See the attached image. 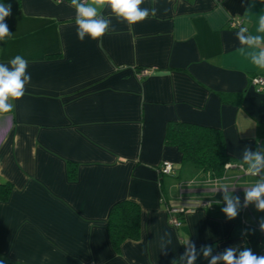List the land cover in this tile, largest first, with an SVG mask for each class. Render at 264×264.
Segmentation results:
<instances>
[{
	"label": "crops",
	"instance_id": "0c3cea01",
	"mask_svg": "<svg viewBox=\"0 0 264 264\" xmlns=\"http://www.w3.org/2000/svg\"><path fill=\"white\" fill-rule=\"evenodd\" d=\"M0 2L11 5L5 22L13 34L0 41V63L20 55L31 75L13 112L0 115L13 117L0 140V184H13L0 201L5 264H172L189 237L197 251L213 246V255L246 245L247 228L226 218L215 189L234 186L243 207L244 187L257 179L241 166L246 147L264 149V91L251 84L264 70L238 51L240 27L232 22L257 34L264 0H145L155 16L132 25L105 5L114 31L100 47L89 37L79 41L70 2ZM143 69L153 73L141 78ZM170 121L220 128L233 167L213 179L184 163L165 143ZM166 160L175 175L160 174ZM70 162L78 164L75 181ZM125 199L142 208L141 237L117 251L108 217ZM183 204L196 207L175 228L169 208ZM251 206L243 207L247 227L255 222ZM165 231L173 243L160 251ZM195 264L208 260L201 253Z\"/></svg>",
	"mask_w": 264,
	"mask_h": 264
},
{
	"label": "clouds",
	"instance_id": "9594fccd",
	"mask_svg": "<svg viewBox=\"0 0 264 264\" xmlns=\"http://www.w3.org/2000/svg\"><path fill=\"white\" fill-rule=\"evenodd\" d=\"M144 3L145 0H91V3L89 0H70V6L75 9L77 38L83 42L89 37L97 41L98 47L102 46L103 36L114 29L111 26V19L104 16L101 9L107 5L119 22L132 25L155 16L156 9L142 7ZM248 11L245 10L246 13ZM10 15L11 5L0 2V41H5L13 35L5 22ZM256 33L253 35L246 26H241L236 32V38L241 45L238 51L250 58L252 64L264 70V15L258 18ZM27 68L28 61L20 55L12 58L8 64L0 63V115L12 113L15 107L14 101L25 95L26 86L31 82ZM12 120L13 117L10 115L0 118V140L11 130ZM242 162V166H247V174L257 177L253 185L244 187L243 207L253 204L257 211L264 212V149L252 151L246 147L242 152ZM234 188L228 183H218L215 189L222 191L225 204L222 212L229 220L235 219L242 207L240 198L229 190ZM259 226L264 232V218L261 219ZM172 243L171 233L165 231L159 240L160 251H164ZM182 245L186 249L184 254L174 259L172 264H195L201 253L208 260V264H264V255H257L247 247L241 250L236 246H230L223 252L213 255V246H202L197 251L190 237ZM0 264H5L2 258Z\"/></svg>",
	"mask_w": 264,
	"mask_h": 264
},
{
	"label": "trees",
	"instance_id": "16d2710c",
	"mask_svg": "<svg viewBox=\"0 0 264 264\" xmlns=\"http://www.w3.org/2000/svg\"><path fill=\"white\" fill-rule=\"evenodd\" d=\"M165 143L176 146L181 151L184 163H191L210 173L213 179L222 178L226 173L227 164H233L235 161L227 150L223 131L217 127L187 121H170L167 124ZM77 178L78 164L70 162L69 179L75 181ZM12 190V183L0 184V201H7ZM254 216L257 225L253 223L245 226L241 207L234 219L236 228H247L243 233L247 243L241 250L247 247L257 255H264V238L259 230V219L255 214ZM141 224L142 208L137 202L125 199L114 204L109 213L107 228L115 250L119 251L128 239H140Z\"/></svg>",
	"mask_w": 264,
	"mask_h": 264
},
{
	"label": "built area",
	"instance_id": "2783aa9c",
	"mask_svg": "<svg viewBox=\"0 0 264 264\" xmlns=\"http://www.w3.org/2000/svg\"><path fill=\"white\" fill-rule=\"evenodd\" d=\"M57 2H70V0H55ZM233 27L238 28L241 27V23L238 21L232 22ZM153 73L151 69H143L139 71L138 76L143 78L146 76H149ZM251 84L259 91L263 92L264 91V75H255L251 79ZM233 167V164L229 163L227 164V168ZM244 171L246 172L245 166H241ZM159 171L163 175H175L176 168L174 166V163L172 161L166 160L164 161L161 166L159 167ZM247 173V172H246ZM200 206H207V202H203L199 204ZM196 206L195 205H189V204H183L181 207H171L169 208V221L171 225L175 228H179L182 225V216L187 213L190 209H194ZM253 215V214H252ZM256 219V218H255ZM254 219V220H255ZM260 229V226H259ZM264 238V234H263ZM94 264V263H92Z\"/></svg>",
	"mask_w": 264,
	"mask_h": 264
},
{
	"label": "rangeland",
	"instance_id": "374dc122",
	"mask_svg": "<svg viewBox=\"0 0 264 264\" xmlns=\"http://www.w3.org/2000/svg\"><path fill=\"white\" fill-rule=\"evenodd\" d=\"M251 207L253 208V211H254V213L256 214V216H257V218L259 219V222H260L261 219L264 218V212L257 211L254 205L251 206ZM254 223L257 225L256 222H254ZM259 230H260V229H259ZM260 232H262V231H260ZM262 236H263V233H262Z\"/></svg>",
	"mask_w": 264,
	"mask_h": 264
}]
</instances>
